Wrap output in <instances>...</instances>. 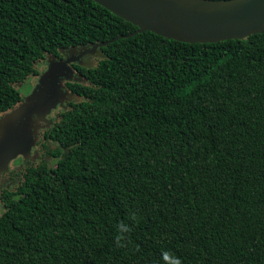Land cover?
I'll list each match as a JSON object with an SVG mask.
<instances>
[{"label": "trees", "instance_id": "obj_1", "mask_svg": "<svg viewBox=\"0 0 264 264\" xmlns=\"http://www.w3.org/2000/svg\"><path fill=\"white\" fill-rule=\"evenodd\" d=\"M136 29L94 0H0V117L49 57ZM100 51L1 174L0 264H264V31Z\"/></svg>", "mask_w": 264, "mask_h": 264}, {"label": "water", "instance_id": "obj_2", "mask_svg": "<svg viewBox=\"0 0 264 264\" xmlns=\"http://www.w3.org/2000/svg\"><path fill=\"white\" fill-rule=\"evenodd\" d=\"M117 16L137 26L89 47L61 50L64 58L49 57L31 92L13 110L0 117V189L9 186L1 178L11 161L27 157L42 122L66 101L76 98L63 81H80L71 63L89 66L87 54L102 56L100 48L118 38L151 31L167 39L189 43L243 39L264 31V0H94Z\"/></svg>", "mask_w": 264, "mask_h": 264}, {"label": "rangeland", "instance_id": "obj_3", "mask_svg": "<svg viewBox=\"0 0 264 264\" xmlns=\"http://www.w3.org/2000/svg\"><path fill=\"white\" fill-rule=\"evenodd\" d=\"M45 67H46V63L45 62H42V63H40L38 65V70L40 72H42L45 69ZM36 79H37V76H34L31 79L27 80L25 83H22V84L18 85V88H19V90L21 92V95L23 97L27 96L31 92V90L34 87V84L36 83ZM56 110L52 111V113H51L52 116L51 117H54ZM16 159H18V158H16ZM22 163H24V161H22ZM13 168L15 169L16 168V165Z\"/></svg>", "mask_w": 264, "mask_h": 264}, {"label": "flooded vegetation", "instance_id": "obj_4", "mask_svg": "<svg viewBox=\"0 0 264 264\" xmlns=\"http://www.w3.org/2000/svg\"><path fill=\"white\" fill-rule=\"evenodd\" d=\"M89 46H90V45H87L86 47H89ZM77 48H78V47H77ZM63 56H64V54H63ZM93 56H97V55H96V54H93V55L87 54V56H86L85 58L88 59V60L90 61V63H91V60H92V57H93ZM63 58H64V57H63ZM77 63H78V62H77ZM36 82H37V79H36ZM35 84H36V83H35ZM35 84H34V85H35ZM51 113H52V112H51ZM51 113L49 114L48 117L52 119V117H50V116H52ZM33 149H34V148H32L31 153L33 152ZM17 158H18V157H17ZM21 159H22V161H24V162L27 160L26 157H22ZM23 164H24V163L20 162L19 164L16 165V168H15V169L13 168L15 165H14V166H9V169H8V170H16V171H17V170H18ZM11 174H15V172H11Z\"/></svg>", "mask_w": 264, "mask_h": 264}, {"label": "clouds", "instance_id": "obj_5", "mask_svg": "<svg viewBox=\"0 0 264 264\" xmlns=\"http://www.w3.org/2000/svg\"><path fill=\"white\" fill-rule=\"evenodd\" d=\"M164 260L168 261L169 264H181V262L178 258L171 257L170 254H168V253L164 254Z\"/></svg>", "mask_w": 264, "mask_h": 264}]
</instances>
